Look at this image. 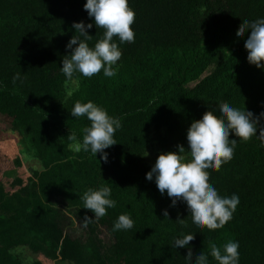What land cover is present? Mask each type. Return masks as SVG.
<instances>
[{
    "label": "trees",
    "instance_id": "1",
    "mask_svg": "<svg viewBox=\"0 0 264 264\" xmlns=\"http://www.w3.org/2000/svg\"><path fill=\"white\" fill-rule=\"evenodd\" d=\"M86 2L0 0V120L20 132L42 165L25 183L7 175L22 165L20 158L0 156V264H24L13 252L18 246L66 264H186L189 251L195 258L210 253L212 243L229 240L239 241L240 264H264V147L257 136L241 142L230 135L238 141L233 158L209 171V183L221 196L235 193L240 199L232 219L215 230L199 229L184 202L172 206L161 195L155 181L146 179L154 163L145 158L155 141L167 151L180 144L187 149L191 123L209 110L219 115L221 102L251 111L259 135L264 69L248 62V34L238 39L236 33L244 19L264 17V0H129L135 41L117 40L122 56L116 75L77 73L78 86L69 93L71 80L61 67L71 51L67 43L78 35L73 23L93 24L90 45L103 34ZM16 73L23 82L13 83ZM77 101H93L121 119L117 144L105 149L107 162L102 154L76 150L90 124L71 116ZM72 133L78 141L69 139ZM6 182L18 188L11 191ZM101 184L111 187L116 207L85 227V214L95 217L80 197ZM122 213L134 227L114 232ZM181 234L194 235L190 248L170 246ZM209 264H217L210 255Z\"/></svg>",
    "mask_w": 264,
    "mask_h": 264
},
{
    "label": "clouds",
    "instance_id": "2",
    "mask_svg": "<svg viewBox=\"0 0 264 264\" xmlns=\"http://www.w3.org/2000/svg\"><path fill=\"white\" fill-rule=\"evenodd\" d=\"M84 9L98 29H103L102 36L90 45L93 36L88 29L92 23L74 22L75 34L67 43L71 51L63 57L61 72L66 79L72 80L79 73L91 78L103 70L105 77L116 75L117 62L122 56L119 44L135 41L136 13L130 7L129 0H87ZM247 35L244 46L248 52V62L257 68L264 69V17L255 20L244 19L236 36L238 39ZM115 38V39H114ZM119 41V44L117 43ZM23 82L20 73L13 76V83ZM216 111H206L201 119L194 120L187 130V149L183 144L177 145L178 151L161 152L146 179L155 181L161 195L166 194L172 200V206L178 202L187 205L192 223L199 229L215 230L223 228L233 217L240 199L238 194L221 196L218 190L209 183V171H219L222 164L233 158L237 147V139H230L234 134L239 141L246 142L253 136L260 140L264 147V127L259 128L258 119H254L251 111L242 110L228 103H219ZM71 116L86 117L90 124L82 129V141H78L75 133L69 135L76 143V150L90 151L93 155L102 154L101 159L107 162L108 153L105 149L117 144L115 133L122 127L119 117L109 115L107 110L93 101L75 102ZM264 116V113L261 114ZM187 154V158H186ZM83 208L94 213V219L87 214L82 219L85 227L94 220L107 215L110 208L116 207L112 198V189L108 184L96 188H88L80 197ZM163 215L168 218L169 212ZM182 225L185 219H177ZM134 227L130 215L122 213L114 221L113 231H128ZM193 234H181L174 237L172 248H190L194 241ZM239 241L229 240L222 246L210 245V253L201 252L193 256L189 251L185 257L186 264H209V255L217 264H240Z\"/></svg>",
    "mask_w": 264,
    "mask_h": 264
},
{
    "label": "rangeland",
    "instance_id": "3",
    "mask_svg": "<svg viewBox=\"0 0 264 264\" xmlns=\"http://www.w3.org/2000/svg\"><path fill=\"white\" fill-rule=\"evenodd\" d=\"M210 70L206 71L202 74V76L196 80L191 82L190 86L196 85L199 80L206 76ZM78 86V80L73 79L67 84V90L69 93L73 92ZM157 134L156 131H153V136ZM21 134L17 130H12L7 126L5 122L0 120V156H4L9 160H15L16 158H20L22 165L17 167L14 172H11L7 175L11 176H21L24 182H28V178L31 177V170L32 169H41L42 165L40 160H38L32 151L22 144ZM178 151V150H176ZM161 152H167L166 149L162 147V145L155 141L154 144L149 148L145 154V158L150 163H155L158 155ZM187 158V154H186ZM6 186L9 190L17 189L18 187H11L8 182H6ZM74 229H78V223L75 222ZM108 237V235H106ZM105 237V234H104ZM13 252L18 256V258L24 264H34L37 261H40L41 264H66V262H62L61 260H52L47 258L42 253H34L32 252L29 247L27 246H18L16 247Z\"/></svg>",
    "mask_w": 264,
    "mask_h": 264
}]
</instances>
